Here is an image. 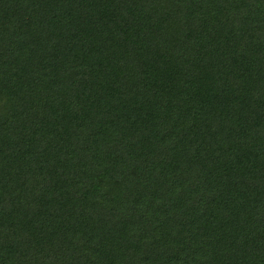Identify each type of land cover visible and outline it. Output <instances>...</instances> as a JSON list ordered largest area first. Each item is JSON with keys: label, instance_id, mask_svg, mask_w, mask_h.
I'll return each mask as SVG.
<instances>
[{"label": "trees", "instance_id": "16d2710c", "mask_svg": "<svg viewBox=\"0 0 264 264\" xmlns=\"http://www.w3.org/2000/svg\"><path fill=\"white\" fill-rule=\"evenodd\" d=\"M0 264H264V0H0Z\"/></svg>", "mask_w": 264, "mask_h": 264}]
</instances>
